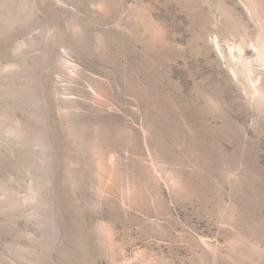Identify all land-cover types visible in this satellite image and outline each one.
Returning <instances> with one entry per match:
<instances>
[{
    "label": "rangeland",
    "instance_id": "1",
    "mask_svg": "<svg viewBox=\"0 0 264 264\" xmlns=\"http://www.w3.org/2000/svg\"><path fill=\"white\" fill-rule=\"evenodd\" d=\"M0 264H264V0H0Z\"/></svg>",
    "mask_w": 264,
    "mask_h": 264
}]
</instances>
